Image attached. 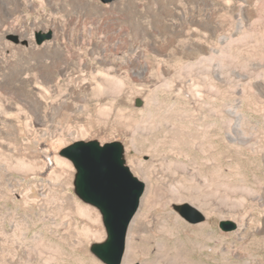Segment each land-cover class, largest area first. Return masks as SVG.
<instances>
[{
	"label": "rangeland",
	"instance_id": "rangeland-1",
	"mask_svg": "<svg viewBox=\"0 0 264 264\" xmlns=\"http://www.w3.org/2000/svg\"><path fill=\"white\" fill-rule=\"evenodd\" d=\"M225 2L0 0V264H102L89 251L104 239L100 215L75 196L74 168L59 156L80 140L120 142L131 173L142 181L132 165L141 163L161 191L168 185L167 163L175 161L208 180L207 185L185 180L182 192L199 213L203 202L223 212L222 219L211 216L209 236L187 230L204 220L185 221L175 208L182 204L168 214L152 208L128 233L137 261L175 263L172 252L155 254L163 239L200 264H264V155L224 146L227 139L216 137V128L208 136L213 141L202 140L205 151L210 145L207 155L196 147L188 152L181 143L199 145L200 131L190 127L179 137L170 129L183 119L188 124L187 117L201 129L217 121L203 106L234 119L224 111L236 108L238 100L242 116L264 122V0H238L229 7ZM237 12L244 20L240 28ZM47 32L51 39L37 45L36 36ZM246 33L257 36L244 40ZM138 98L143 106L136 108ZM258 140L264 148L263 129ZM218 170L222 182L215 179ZM72 199L96 212L98 226L94 217L85 219L67 207L64 214L56 211ZM39 207L52 223L47 228L39 222ZM221 220L235 222L237 229L220 231ZM86 229L102 237L88 239ZM40 230L48 251L38 246L46 240L32 241Z\"/></svg>",
	"mask_w": 264,
	"mask_h": 264
},
{
	"label": "bare ground",
	"instance_id": "bare-ground-1",
	"mask_svg": "<svg viewBox=\"0 0 264 264\" xmlns=\"http://www.w3.org/2000/svg\"><path fill=\"white\" fill-rule=\"evenodd\" d=\"M226 2H225V4L229 7V6H232V5H235L234 4V2L235 1H238V0H225ZM237 3H239V2H237ZM245 3H244V1L240 4V7L242 8V7H245L246 5H244ZM237 5V4H236ZM232 8V7H231ZM237 8H239V7H237ZM238 13V12H237ZM257 20L258 19H256V18H248L247 19V21H249L250 23H252V22H257ZM244 20L242 19V16L238 13L237 14V19H236V22H237V26H238V28H240L241 26H242V22H243ZM239 31V30H238ZM253 36L252 38H254V37H256L257 36V34L255 35V34H251V33H246V34H243L242 36H241V38L242 39H244V40H248V39H250V36ZM264 38V35H262L261 36V38ZM239 38H240V36H239ZM23 38L22 37H19V40H22ZM226 39H224L223 37L221 38V41L223 42V41H225ZM228 41V40H227ZM227 41H225V42H227ZM116 85H117V83H116ZM235 90V89H234ZM238 93V92H237ZM241 94V93H240ZM240 100H238L237 101V104H235L236 105V108H233L232 107V109H225V111L224 112H226V113H229L230 115H232L231 117H234V119H227V118H225V117H223V115L222 114H218V112L216 113L215 111H214V109H211V108H206L205 106H203L205 109H207V111L204 109V111L205 112H208V114L213 118V116H214V118L217 120V121H209V123H207V124H203L202 123V125H204L203 126V128L201 129L200 127H198V125H196V123H195V120L194 119H187V118H185V120L186 121H188V124H186L185 123V125L184 124H181V122L184 120H182V121H180V124H179V122H178V126L180 125V127L179 128H177V129H175V127H172V128H170L172 131L173 130H176V134H178V136L180 137L181 135L183 136L184 134H185V132H186V130L187 129H189L190 127H192V128H194L195 129V131L196 130H199L200 132L199 133H201V135H202V139H201V141H199V145H196L195 146V144L193 145V146H191L192 144H187V142H185V143H181L180 145H181V148L182 149H184L185 151H191V150H193V147H196V148H198V150L197 151H201L200 153L202 154L203 152H208L209 151V149H211L210 148V145L208 144L207 145V149L206 150H208V151H205V148L204 147H206V144H205V146L204 145H202V144H204V143H202L203 141L206 143L209 139H211L212 141H213V137L212 138H208V136H211L210 135V131L211 130H213L214 128H216L217 130H214V131H217V136L216 137H218L219 135H220V138L221 139H227V142L225 141H222L221 139H218V138H216V140L218 139V140H220V141H222V144H224V146H226L225 144H232L233 145V147H236V148H238V147H244V149L243 150H246L248 153H250L251 154V156H253V157H256V156H258V154L259 155H264V148L262 147V144L260 143V141L258 140V130L259 131H261V129H263L264 130V122L262 121H260V122H258V121H248V119L243 115L242 116V113H240V111L238 110V109H240V106H241V104H240V102H239ZM196 102H198V101H196ZM199 103V102H198ZM198 105L199 104H195V105H192V109L193 110H196L197 108H198ZM201 105V104H200ZM187 106V105H186ZM186 106H184V107H186ZM194 106V107H193ZM230 108V107H229ZM191 109V110H192ZM190 110V111H191ZM203 110V109H202ZM221 110V109H220ZM150 111V110H149ZM197 111V110H196ZM195 112V111H194ZM220 112V111H219ZM186 113V112H185ZM221 113V112H220ZM183 114V113H182ZM218 114V115H217ZM224 114V113H223ZM171 116V115H170ZM176 116V115H175ZM179 116H181V115H179ZM171 117H173V116H171ZM170 117V118H171ZM183 117H186V116H184L183 115ZM176 118H177V116H176ZM204 118V117H203ZM210 118V117H209ZM208 118V119H209ZM174 119V118H173ZM205 119V118H204ZM211 119V118H210ZM209 119V120H210ZM214 119V120H215ZM163 120V119H162ZM171 120V119H170ZM170 120H168V121H170ZM178 120H179V118H178ZM200 120V119H199ZM199 120H198V122H199ZM165 121H167L166 119H165ZM164 121V122H165ZM173 121V120H172ZM200 121H204V120H200ZM207 121V120H206ZM174 122V121H173ZM183 122H185V121H183ZM182 122V123H183ZM189 122H190V124H189ZM197 122V123H198ZM211 122V123H210ZM170 123H171V121H170ZM177 123V122H176ZM201 123V122H200ZM174 124V123H173ZM172 124V125H173ZM174 125H176V124H174ZM202 125H201V127H202ZM169 126V125H168ZM200 126V125H199ZM169 128V127H168ZM191 130V132H189V133H192L193 131H192V129H190ZM167 131V130H166ZM195 133V132H194ZM199 133H197V134H199ZM188 135V134H187ZM193 135V134H192ZM196 136V135H195ZM212 136H213V134H212ZM175 137V136H174ZM189 137V136H188ZM192 137V136H191ZM190 137V138H191ZM197 137V136H196ZM203 137L205 138V139H203ZM172 139V138H171ZM183 139V138H182ZM186 139V138H185ZM196 139V138H195ZM176 140V139H175ZM187 140V139H186ZM203 140V141H202ZM177 141H179V140H177ZM182 141H184V140H182ZM189 141V140H188ZM196 142V141H195ZM172 143H176V142H172ZM207 143H209V142H207ZM179 144V143H178ZM178 144H176V146L178 145ZM213 144H214V142H213ZM212 144V145H213ZM230 144V145H231ZM172 145H174V144H172ZM221 145V144H220ZM199 146V147H198ZM171 148H172V146H170ZM213 148H215V147H213ZM235 148V149H236ZM177 149V148H176ZM219 149V148H218ZM195 150V149H194ZM225 150V149H224ZM180 151H181V149H180ZM196 151V152H197ZM219 151V150H218ZM228 151V150H227ZM220 152V151H219ZM198 153V152H197ZM223 153V152H222ZM180 154V153H179ZM192 154V153H191ZM195 154V153H194ZM193 154V155H194ZM204 154V153H203ZM206 155H207V153H206ZM183 156V155H182ZM198 156H199V154H198ZM201 156V155H200ZM205 156V155H204ZM203 156V158H205ZM188 158H190V157H188ZM55 160H56V162H57V165H62V166H64V167H67V168H69L70 169V166H69V164L67 163V162H65V161H63V160H61V159H58V158H55ZM186 160V159H185ZM19 162H17V164H20L21 163V161L20 160H18ZM23 161V160H22ZM24 162V161H23ZM30 163V162H29ZM23 164V163H22ZM26 165H29V164H26ZM25 165V166H26ZM132 165L134 166V169H135V171L136 172H139V174H141L142 176V182H143V184H144V186H145V191H144V193H143V196L141 197V201H140V205H139V209L137 210V212H136V214H135V216L133 217V219H132V221H131V223H130V226H129V230L132 228V229H134L135 227L137 228V226H138V224L141 222V221H144V219L146 220L147 219V217L149 216V214H150V211L152 210V208H156L161 214H168L169 212H168V209H170V207H172L173 205L175 206V205H183V204H187L186 202H184V193H185V191H184V193L182 192L183 191V189H184V187L182 188V182L183 181H185V180H189V182L191 181V182H196V184H201V185H207V179L203 176V177H200L199 176V174L197 173V171H196V168H194V167H189L188 166V164L186 163V162H184V161H175L174 163H167V169H166V171H165V173L167 174V175H169V177H166V178H164L163 180L165 181V183H167L168 185H167V188L165 189V191H161L160 190V188H159V186H157L156 184H155V182H154V179L152 180L151 178H150V176H148L147 175V173L144 171V169H143V167H142V164L141 163H136V162H132ZM18 166V165H17ZM21 166V165H20ZM131 168H132V166H131ZM218 168V167H217ZM215 169V168H214ZM215 171V170H214ZM217 172H219L218 173V175H220V170H218ZM216 173V172H215ZM137 174V173H136ZM149 175H151V174H149ZM213 175H214V173H213ZM223 174H221L219 177H217V178H215L216 180H218V181H221V180H223V176H222ZM170 178H171V180H170ZM177 180V182L175 181L174 183H172L171 181L172 180ZM210 181V180H209ZM187 182V181H186ZM222 182V181H221ZM185 183V182H184ZM188 185V184H187ZM195 187V186H194ZM197 187V186H196ZM49 190V189H48ZM51 191V190H50ZM55 194V193H54ZM57 194V193H56ZM58 195V194H57ZM51 196V195H50ZM42 198H47V196H46V194H44V195H42L41 196ZM203 197V196H202ZM62 202H64V201H62ZM62 202H60V203H62ZM66 202V201H65ZM65 202L63 203V204H61V205H59L58 207H57V209H56V211H58V213L59 214H64V209L67 207L68 209H70V211H72L73 213H75V214H78V215H81V216H84L85 217V219H86V217L87 218H89L90 216L93 218L94 217V219H93V221L92 222H94V224H96L97 226H98V221H99V219H98V216H97V214H96V212L94 211V210H92V209H90V208H88V207H86V206H83V205H81V204H79V203H77L75 200H71L70 202H68V200H67V204H65ZM51 203V202H50ZM200 203V202H199ZM42 206V205H41ZM44 206V205H43ZM66 208V209H67ZM176 209H177V206L175 207ZM199 210H200V214H201V216L203 217V220H204V222L202 223V224H200V225H198V226H195V227H191V228H187V230L188 231H191V232H193V233H204V235L206 236V237H208L209 236V231H210V229L212 228V226H213V223H211V216L214 214V215H216L218 218H220V219H222L223 217H224V215H223V212L222 211H220V209L219 208H213L212 206H211V204L210 203H207V202H203V203H200L199 204ZM44 211H45V209H44V207H39V209H38V214L39 215H37L38 216V218L40 219V221L39 222H42V225H43V227L42 228H44V227H46L47 228V226H50L52 223L51 222H49V220L48 219H44V218H42V216H43V214H44ZM56 214V213H55ZM59 214H58V216H59ZM173 214V213H172ZM176 214V213H175ZM174 214V215H175ZM174 215L173 216H171V218L170 219H172V217H174ZM90 217V218H91ZM177 217V216H176ZM181 217V216H180ZM89 218V219H90ZM179 218V217H178ZM182 218V217H181ZM55 219V218H54ZM175 219V218H174ZM88 220V219H87ZM52 222H54V220H52ZM90 222V221H89ZM142 223V222H141ZM71 224V223H70ZM74 225V224H73ZM91 225H93V224H91ZM140 225V224H139ZM96 226V227H97ZM238 226H239V224H238ZM42 228H40V229H42ZM76 229V228H75ZM45 230V229H44ZM90 230L91 229H86V231H85V233H84V237H85V235L88 237V239H89V237H92V238H100V237H102L100 234H99V231H96V232H94V231H92V232H90ZM209 230V231H208ZM41 231V230H40ZM128 233H129V231H128ZM192 233V234H193ZM209 233V234H208ZM83 235V234H82ZM201 235V234H200ZM203 235V234H202ZM25 236V235H24ZM82 237V236H81ZM34 239L32 240V241H36V239H41L42 241L44 240H46L45 241V244H38V246H39V248H43V250H45V251H48V244H49V242H47V239L45 238V235H44V233H42V231L40 232V233H38V235L36 236V237H33ZM36 238V239H35ZM205 238V237H204ZM83 239V238H82ZM207 239V238H206ZM129 241H130V239H129V234L127 235V240H126V246H125V253H124V256H123V259H122V262H121V264H150V262L149 261H143V262H139V261H137L136 260V258H135V253H134V251H133V249H132V246L130 245V243H129ZM160 241V240H159ZM185 241V240H184ZM206 241V240H205ZM204 241V242H205ZM167 242H169L168 240H167ZM175 242V241H174ZM186 242L188 243V245H191V242H190V240L189 239H187L186 240ZM35 243V242H34ZM180 242H178V244H179ZM186 243V244H187ZM31 244H32V242H31ZM157 244V243H156ZM50 245V244H49ZM167 243L165 242V240H161L158 244H157V251H156V255H158V254H161V255H163V254H169V253H171L172 252V254H173V256L172 257H170L171 258V260L172 261H174L175 263L176 262H179V263H186V264H200V263H202V262H200V263H196V262H194V261H192L191 259H190V257H188L187 256V253L188 252H186V254L184 253L185 251H183V250H181L180 248H177V249H175V248H173V249H170V248H168L167 247ZM170 245V244H169ZM172 245H173V243H172ZM181 245H183V244H181ZM37 246V247H38ZM174 246V245H173ZM35 247V246H34ZM172 247V246H171ZM178 247H179V245H178ZM38 248V249H39ZM183 248V247H182ZM185 248V247H184ZM28 249H29V247H28ZM31 249H33V247L31 248ZM186 249V248H185ZM34 250H36V248L34 249ZM57 253V252H56ZM28 254V253H27ZM31 255V254H30ZM31 257V256H30ZM24 258V257H23ZM175 263H173V264H175ZM172 264V263H171ZM204 264V263H203Z\"/></svg>",
	"mask_w": 264,
	"mask_h": 264
},
{
	"label": "water",
	"instance_id": "water-1",
	"mask_svg": "<svg viewBox=\"0 0 264 264\" xmlns=\"http://www.w3.org/2000/svg\"><path fill=\"white\" fill-rule=\"evenodd\" d=\"M109 4L113 0H99ZM51 32L38 34L36 44L50 40ZM136 108L143 106L135 99ZM59 156L74 168L73 192L84 204L95 208L101 218L104 239L90 245L89 251L102 264H121L130 223L139 209L145 186L129 170L125 150L118 141L100 144L96 140L75 141L64 147ZM178 214L189 223L203 221L201 214L189 204L177 208ZM218 228L232 232L237 224L221 220Z\"/></svg>",
	"mask_w": 264,
	"mask_h": 264
}]
</instances>
